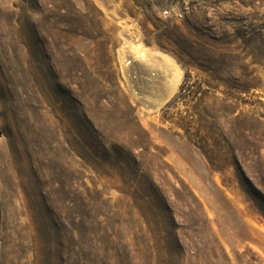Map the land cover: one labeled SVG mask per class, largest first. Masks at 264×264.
I'll list each match as a JSON object with an SVG mask.
<instances>
[{
    "label": "rangeland",
    "instance_id": "1",
    "mask_svg": "<svg viewBox=\"0 0 264 264\" xmlns=\"http://www.w3.org/2000/svg\"><path fill=\"white\" fill-rule=\"evenodd\" d=\"M157 182L202 264H264V0H0V264H169Z\"/></svg>",
    "mask_w": 264,
    "mask_h": 264
},
{
    "label": "trees",
    "instance_id": "2",
    "mask_svg": "<svg viewBox=\"0 0 264 264\" xmlns=\"http://www.w3.org/2000/svg\"><path fill=\"white\" fill-rule=\"evenodd\" d=\"M98 145L104 148V145L100 143ZM93 149L94 151H96L93 152V156H95L97 155V149L95 147H93ZM116 156L119 160H121L122 162L124 161L125 163H127L129 160L136 161L135 159H137V155L131 156L130 154L120 149L116 151ZM122 171L133 177V179L138 175H142L140 166L129 167L124 170L122 169ZM148 185L152 189L153 186L156 187L152 204L154 207L153 212L157 215L156 223H167L166 228L162 232V236L159 233L161 232V230H157V232L155 233H158L156 235H160V238L163 240L168 239L170 241V244H172L171 249L173 251V257L172 260H169V264H202L201 259L199 258L197 247L199 244V235L201 229L199 220H194L192 227L186 226L185 222H183L182 220L180 221L178 219L177 221L176 216L181 217L180 213L178 212V208L175 206V202H171L168 197L164 196V185L160 182H157V184ZM163 218L166 219V222H163ZM149 231L151 232V230Z\"/></svg>",
    "mask_w": 264,
    "mask_h": 264
},
{
    "label": "bare ground",
    "instance_id": "3",
    "mask_svg": "<svg viewBox=\"0 0 264 264\" xmlns=\"http://www.w3.org/2000/svg\"><path fill=\"white\" fill-rule=\"evenodd\" d=\"M119 53L130 55L134 60H140L146 63L149 62V64L152 63V65L154 64L157 67L160 66L163 70H167L172 88L181 80L182 69L179 68L176 62L166 53L154 50L146 51L145 48L140 45H130L126 49L120 48Z\"/></svg>",
    "mask_w": 264,
    "mask_h": 264
},
{
    "label": "built area",
    "instance_id": "4",
    "mask_svg": "<svg viewBox=\"0 0 264 264\" xmlns=\"http://www.w3.org/2000/svg\"><path fill=\"white\" fill-rule=\"evenodd\" d=\"M163 13H164L165 15H171V14H174V15L177 16V17H180V16H181V13H180V12H171V10H169V9H164V10H163Z\"/></svg>",
    "mask_w": 264,
    "mask_h": 264
}]
</instances>
